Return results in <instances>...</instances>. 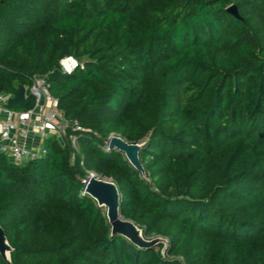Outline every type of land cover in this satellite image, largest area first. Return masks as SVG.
Segmentation results:
<instances>
[{
  "label": "trees",
  "instance_id": "obj_1",
  "mask_svg": "<svg viewBox=\"0 0 264 264\" xmlns=\"http://www.w3.org/2000/svg\"><path fill=\"white\" fill-rule=\"evenodd\" d=\"M35 74L70 124L40 157L0 154V264H264V0H0V92ZM112 134L143 142L144 175ZM86 170L164 249L110 234Z\"/></svg>",
  "mask_w": 264,
  "mask_h": 264
},
{
  "label": "built area",
  "instance_id": "obj_2",
  "mask_svg": "<svg viewBox=\"0 0 264 264\" xmlns=\"http://www.w3.org/2000/svg\"><path fill=\"white\" fill-rule=\"evenodd\" d=\"M58 66L61 72L69 74L76 67H83V64L68 55L60 58ZM12 96V92H0V154L21 164L44 155V140L49 137H55L64 145L66 128L70 123L58 108L57 100L49 93L45 75H33L31 83L25 86V97L30 96L33 99L30 109L5 108L7 100ZM72 124L75 129H79L77 121ZM70 140L75 141L76 137L70 136ZM105 144L106 149H109L107 140ZM89 175L99 177L96 173L87 176Z\"/></svg>",
  "mask_w": 264,
  "mask_h": 264
},
{
  "label": "water",
  "instance_id": "obj_3",
  "mask_svg": "<svg viewBox=\"0 0 264 264\" xmlns=\"http://www.w3.org/2000/svg\"><path fill=\"white\" fill-rule=\"evenodd\" d=\"M226 11L235 17H239L236 5L230 4ZM13 96L7 100L5 108L15 110L22 106L25 101V86L20 85L13 92ZM110 148L123 153L128 162L144 175V168L139 159V150L143 142L130 143L118 135L109 136L107 139ZM85 193L92 197L97 205L106 208V218L110 225V234L121 235L128 239L135 246L151 247L158 243L166 245V239L156 236L147 239L143 236L142 230L131 220L123 218L119 212V192L112 180L89 175L83 181ZM12 247L8 243L3 228L0 226V255L6 262H10Z\"/></svg>",
  "mask_w": 264,
  "mask_h": 264
},
{
  "label": "rangeland",
  "instance_id": "obj_4",
  "mask_svg": "<svg viewBox=\"0 0 264 264\" xmlns=\"http://www.w3.org/2000/svg\"><path fill=\"white\" fill-rule=\"evenodd\" d=\"M57 68L60 70L59 66ZM113 135H116V134H113ZM65 143H66V141L64 142V144ZM69 145H70V151H71V162L73 163L75 158H76V154L78 155V153H79V145H78V142L76 140L75 141H69ZM86 172H87L86 173L87 175L90 174V173H93L95 175V172H93V171L86 170ZM100 178L111 180L110 178H107V177H100ZM101 209H102L103 212H106V208L104 206L101 207ZM155 237L156 236H150V237H146V238L147 239H152V238H155Z\"/></svg>",
  "mask_w": 264,
  "mask_h": 264
}]
</instances>
